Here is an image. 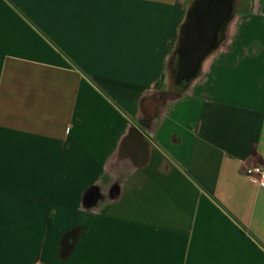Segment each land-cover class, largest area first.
Returning a JSON list of instances; mask_svg holds the SVG:
<instances>
[{
    "label": "crops",
    "instance_id": "1",
    "mask_svg": "<svg viewBox=\"0 0 264 264\" xmlns=\"http://www.w3.org/2000/svg\"><path fill=\"white\" fill-rule=\"evenodd\" d=\"M197 1L0 0V264H264V0L188 73Z\"/></svg>",
    "mask_w": 264,
    "mask_h": 264
},
{
    "label": "water",
    "instance_id": "2",
    "mask_svg": "<svg viewBox=\"0 0 264 264\" xmlns=\"http://www.w3.org/2000/svg\"><path fill=\"white\" fill-rule=\"evenodd\" d=\"M222 9L216 18L211 8ZM233 10L232 0H202L192 14L191 40L186 44V51L183 57V69L194 72L199 65L201 57L206 54L215 43L213 31L217 23L224 21ZM220 16V17H219ZM216 19H220L218 22ZM219 26V25H218Z\"/></svg>",
    "mask_w": 264,
    "mask_h": 264
},
{
    "label": "built area",
    "instance_id": "3",
    "mask_svg": "<svg viewBox=\"0 0 264 264\" xmlns=\"http://www.w3.org/2000/svg\"><path fill=\"white\" fill-rule=\"evenodd\" d=\"M242 173L249 181L264 186V166L263 165H245Z\"/></svg>",
    "mask_w": 264,
    "mask_h": 264
},
{
    "label": "flooded vegetation",
    "instance_id": "4",
    "mask_svg": "<svg viewBox=\"0 0 264 264\" xmlns=\"http://www.w3.org/2000/svg\"><path fill=\"white\" fill-rule=\"evenodd\" d=\"M200 2H202V0H198L197 2H196V4H195V6H194V8L192 9V11H191V15H190V18H189V21L187 22V24H186V26H185V32H184V37H183V43H184V45H185V47H186V44H187V42L189 41V40H191V26H192V14L194 13V11H195V9H196V7L197 6H199V4H200ZM212 9V11H214V15H215V17L217 18L218 17V13L219 14H221V12L223 11L222 9H220V10H216L215 9V7H213V8H211ZM220 17V16H219ZM217 20V22L220 20V19H216ZM223 22V21H222ZM218 25H219V23H217V27H218ZM190 42V41H189ZM185 54V53H184ZM183 57H184V55H183Z\"/></svg>",
    "mask_w": 264,
    "mask_h": 264
},
{
    "label": "rangeland",
    "instance_id": "5",
    "mask_svg": "<svg viewBox=\"0 0 264 264\" xmlns=\"http://www.w3.org/2000/svg\"><path fill=\"white\" fill-rule=\"evenodd\" d=\"M243 9H247V8H249V6H247L246 4H243V7H242Z\"/></svg>",
    "mask_w": 264,
    "mask_h": 264
}]
</instances>
